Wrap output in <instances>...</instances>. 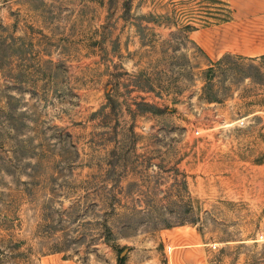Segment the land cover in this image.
Segmentation results:
<instances>
[{
    "label": "rangeland",
    "instance_id": "obj_1",
    "mask_svg": "<svg viewBox=\"0 0 264 264\" xmlns=\"http://www.w3.org/2000/svg\"><path fill=\"white\" fill-rule=\"evenodd\" d=\"M229 12L0 0V264H264V56L195 32Z\"/></svg>",
    "mask_w": 264,
    "mask_h": 264
},
{
    "label": "crops",
    "instance_id": "obj_2",
    "mask_svg": "<svg viewBox=\"0 0 264 264\" xmlns=\"http://www.w3.org/2000/svg\"><path fill=\"white\" fill-rule=\"evenodd\" d=\"M227 8L230 12L226 19L195 31L200 46L213 45L209 52L215 56H264V0H227Z\"/></svg>",
    "mask_w": 264,
    "mask_h": 264
}]
</instances>
